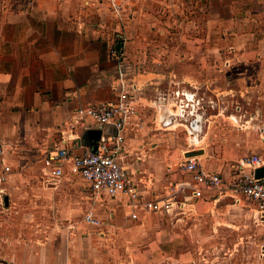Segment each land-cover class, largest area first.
<instances>
[{"label":"rangeland","instance_id":"obj_1","mask_svg":"<svg viewBox=\"0 0 264 264\" xmlns=\"http://www.w3.org/2000/svg\"><path fill=\"white\" fill-rule=\"evenodd\" d=\"M159 6L153 2L135 14L142 44L131 46L135 56L128 58L127 73L139 74L134 82L140 90L123 153L140 164L147 190L158 197L168 183L172 189L174 181H184L177 169L184 150H207L201 162L231 168L226 181L243 156L264 158V64L239 59L244 47L231 42L228 30L207 29L200 11L176 6L166 12L164 28ZM193 127L199 143L191 142ZM43 159L4 186L0 259L9 264H264V218L245 198L238 203L224 190L185 215L149 219L145 233L121 230L111 241L82 243L93 234L82 223L84 213L100 212L96 196L69 164L56 184L49 183ZM106 219L104 227L112 221Z\"/></svg>","mask_w":264,"mask_h":264},{"label":"crops","instance_id":"obj_2","mask_svg":"<svg viewBox=\"0 0 264 264\" xmlns=\"http://www.w3.org/2000/svg\"><path fill=\"white\" fill-rule=\"evenodd\" d=\"M112 1L120 6L117 12L112 8ZM153 2L163 8L159 20L164 28L168 23L166 12L176 6L179 11L189 10L195 14L200 11L205 14L207 29L216 25L228 30L231 42L244 47L238 53L239 59L264 64V0H0V141L3 162L11 168L5 185L23 170L32 168L33 161L44 156L53 143L65 140L70 146V139L76 136L87 143L81 128L71 132L72 135L69 133L68 123L77 109L114 98L108 80L118 62L110 50L116 48L115 42L120 39L121 48L115 50L122 53L125 63L131 66L128 58L135 56L131 46L142 44L137 36L143 27L135 20V14L151 7ZM164 28L160 33L165 32ZM109 31L116 33V39L107 34ZM134 73L133 81H137L139 74ZM193 137L197 139L195 143H199L197 132L190 134L191 140H195ZM186 152L188 150L182 151V157ZM203 152L198 157L203 168L220 174L225 182L231 168L212 161L203 164L201 158L207 155V150ZM125 157L120 156V163L144 199L163 197L147 190L149 181H144L140 164L124 160ZM183 179L185 182L189 176L183 175ZM172 184L168 183L165 194ZM214 193L204 191L194 207L209 204ZM94 199L100 208L95 215L103 220L109 217L112 221L110 226L106 224L96 229L86 225L82 217V223L93 232L81 239L82 243L92 237L111 241L112 234L121 230L145 233L149 219L169 216L137 211V218L132 219L130 215L135 211L125 194ZM216 201L219 200L214 203ZM106 210L112 214L104 215L102 212ZM152 251L156 249L146 252ZM32 259L37 263L36 258ZM0 264L9 262L1 258ZM47 264L52 261L47 260Z\"/></svg>","mask_w":264,"mask_h":264},{"label":"built area","instance_id":"obj_3","mask_svg":"<svg viewBox=\"0 0 264 264\" xmlns=\"http://www.w3.org/2000/svg\"><path fill=\"white\" fill-rule=\"evenodd\" d=\"M112 8L117 12L120 6L112 1ZM115 49L110 51L118 64L115 73L108 80L114 91V98L77 109L68 123L70 134L75 133L78 128L85 133L100 125L109 128V135L101 132L95 151H92L80 136L70 139V146H67L65 140L53 143L45 151L43 159L48 182L56 184L63 174V167L69 164L73 172L88 184L94 196L114 197L125 194L130 207L135 211L130 215L132 219L137 218V211L185 215L193 210L204 191L222 190L229 193L238 203L240 198H245L264 218V176L254 177V171L264 167V158L259 154L240 158L232 168L231 178L226 182L220 174L204 169L198 157H182L177 169L182 175L189 176V180L175 184L160 199H144L120 163V156L126 151V134L131 119L136 114L139 88L133 77L127 73L129 66L125 63L123 54ZM10 173L11 168L3 162V144L0 141V203ZM183 190H186V193L181 195ZM83 222L96 229L104 227L105 224L93 211L85 213Z\"/></svg>","mask_w":264,"mask_h":264},{"label":"water","instance_id":"obj_4","mask_svg":"<svg viewBox=\"0 0 264 264\" xmlns=\"http://www.w3.org/2000/svg\"><path fill=\"white\" fill-rule=\"evenodd\" d=\"M102 131L104 132L105 135H109V128L108 127L103 128L100 125L86 131L83 134V137L87 142L86 143L87 146L90 147L92 151H95L96 142L99 140ZM203 153H204L203 150L188 151L184 154V158L199 157L202 156ZM263 176H264V167L254 171L255 178H261Z\"/></svg>","mask_w":264,"mask_h":264},{"label":"bare ground","instance_id":"obj_5","mask_svg":"<svg viewBox=\"0 0 264 264\" xmlns=\"http://www.w3.org/2000/svg\"><path fill=\"white\" fill-rule=\"evenodd\" d=\"M165 112H166V111H165ZM161 118H162V117H161ZM178 122H179V121H178L177 119L174 120V121L172 122V125H171V126H175L176 124H178ZM171 126H170V127H171ZM195 129H196V128H195ZM195 129H194V127H193V131H192L191 129H189V133H190V134H195V132H198L197 129H196V130H195ZM193 139H195V140H191V142H194V143H195L197 139L194 138V137H193Z\"/></svg>","mask_w":264,"mask_h":264},{"label":"trees","instance_id":"obj_6","mask_svg":"<svg viewBox=\"0 0 264 264\" xmlns=\"http://www.w3.org/2000/svg\"><path fill=\"white\" fill-rule=\"evenodd\" d=\"M115 44H116V48L119 50V48H121V40L120 39H117L116 40V42H115Z\"/></svg>","mask_w":264,"mask_h":264}]
</instances>
